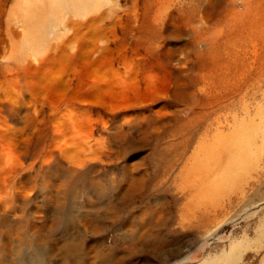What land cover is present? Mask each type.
Masks as SVG:
<instances>
[{
    "label": "rangeland",
    "instance_id": "obj_1",
    "mask_svg": "<svg viewBox=\"0 0 264 264\" xmlns=\"http://www.w3.org/2000/svg\"><path fill=\"white\" fill-rule=\"evenodd\" d=\"M99 1L22 60L16 0L1 2L0 264H97L106 249L121 264H264V0ZM237 121L249 164L220 205L183 215L178 175ZM71 167L86 173L74 190Z\"/></svg>",
    "mask_w": 264,
    "mask_h": 264
},
{
    "label": "bare ground",
    "instance_id": "obj_2",
    "mask_svg": "<svg viewBox=\"0 0 264 264\" xmlns=\"http://www.w3.org/2000/svg\"><path fill=\"white\" fill-rule=\"evenodd\" d=\"M2 1L4 0H0V5ZM100 5L101 2L99 0H47L43 3L37 0H16V3L13 5L12 19L15 22H22L24 28L15 31L18 36H22V41L17 43L14 48L15 58H21L22 60L29 56H42L50 45L52 46L55 43H60L56 45H62L64 35L59 30L63 26L64 18L68 14L79 17L88 15L98 10ZM51 32L54 34H51ZM177 79L179 80V78ZM178 80L176 81V86H174L175 88L170 98L173 102L181 105L191 100L192 94L185 90L183 84ZM63 83L61 82L60 85ZM177 111L182 112V109H176L173 113L176 114ZM162 113H166L165 110ZM236 123L232 131L227 134L216 132L217 134L214 137L212 136L211 141L205 138L207 142H201L202 146L197 151L200 155L193 151L197 158L195 160V169H189L190 171L185 170L186 172L184 171L178 175V179L180 180L179 185H181L180 188L182 190L180 192H182L184 199V204L182 205L185 206L183 215L189 216L191 213L196 215L197 212L207 211L209 208L215 207V204H218L222 197L234 190L235 186L232 183L237 181L246 165L249 164L251 157L250 151L248 150V143L251 140L250 137H253L251 136L252 132L249 127L243 126V122L237 121ZM22 134L24 135V133ZM64 151L67 152L68 150L65 149ZM69 172L71 182L69 189L74 190L83 180V176L86 177V173L83 170L73 167H71ZM3 209L4 202L0 199V225L3 217ZM100 230L101 227L99 225L91 228L93 233H98ZM66 237L65 247L67 249V256L73 262L78 258V252L81 250L82 242L80 243V240L77 237L75 238L73 232L66 234ZM40 240L41 238L39 237L36 242ZM165 245L169 244L167 243ZM85 246H88V244H85ZM176 248L177 250L174 249L175 253L181 251L180 245H177ZM96 249L97 246L88 251L86 247L83 251L85 254L91 255ZM106 250L108 252L103 253L96 250V255L101 257V262L99 261L97 264H121V261L116 259L118 258L116 255V258H114L111 256V251ZM226 257L227 260H231L236 256L233 252H230L229 256L226 253ZM81 262L82 264H86L85 258L83 260L81 258ZM203 264L212 263L209 260H205Z\"/></svg>",
    "mask_w": 264,
    "mask_h": 264
}]
</instances>
